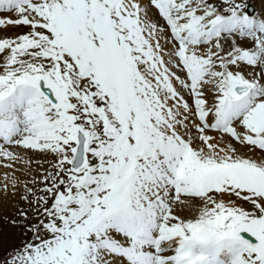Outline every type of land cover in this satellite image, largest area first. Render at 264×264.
<instances>
[{
  "label": "snow or ice",
  "instance_id": "snow-or-ice-1",
  "mask_svg": "<svg viewBox=\"0 0 264 264\" xmlns=\"http://www.w3.org/2000/svg\"><path fill=\"white\" fill-rule=\"evenodd\" d=\"M0 264H264V0H0Z\"/></svg>",
  "mask_w": 264,
  "mask_h": 264
}]
</instances>
